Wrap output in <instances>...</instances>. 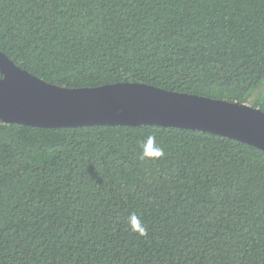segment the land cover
Returning <instances> with one entry per match:
<instances>
[{"label": "trees", "instance_id": "trees-1", "mask_svg": "<svg viewBox=\"0 0 264 264\" xmlns=\"http://www.w3.org/2000/svg\"><path fill=\"white\" fill-rule=\"evenodd\" d=\"M0 51L59 87L137 82L264 112V0H0ZM149 137L164 154L141 160ZM0 264H264V152L0 120Z\"/></svg>", "mask_w": 264, "mask_h": 264}, {"label": "water", "instance_id": "water-1", "mask_svg": "<svg viewBox=\"0 0 264 264\" xmlns=\"http://www.w3.org/2000/svg\"><path fill=\"white\" fill-rule=\"evenodd\" d=\"M0 120L36 128L156 125L207 132L264 152V112L246 104L137 82L66 88L16 66L0 51Z\"/></svg>", "mask_w": 264, "mask_h": 264}, {"label": "clouds", "instance_id": "clouds-1", "mask_svg": "<svg viewBox=\"0 0 264 264\" xmlns=\"http://www.w3.org/2000/svg\"><path fill=\"white\" fill-rule=\"evenodd\" d=\"M155 145V138L154 137H149L147 141V146L143 150V152L140 154V159H158L163 156V149L160 148L159 146H154ZM130 223L132 226V230L136 233H138L140 236H144L147 234V229L146 227L142 224L140 219L133 214L130 217Z\"/></svg>", "mask_w": 264, "mask_h": 264}, {"label": "rangeland", "instance_id": "rangeland-1", "mask_svg": "<svg viewBox=\"0 0 264 264\" xmlns=\"http://www.w3.org/2000/svg\"><path fill=\"white\" fill-rule=\"evenodd\" d=\"M253 100V99H252ZM248 105H250V103H248Z\"/></svg>", "mask_w": 264, "mask_h": 264}]
</instances>
